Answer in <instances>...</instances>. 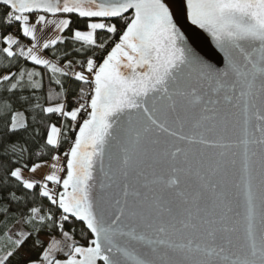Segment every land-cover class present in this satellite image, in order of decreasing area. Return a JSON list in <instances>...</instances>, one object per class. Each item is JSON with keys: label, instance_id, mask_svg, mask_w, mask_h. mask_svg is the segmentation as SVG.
<instances>
[{"label": "snow or ice", "instance_id": "snow-or-ice-1", "mask_svg": "<svg viewBox=\"0 0 264 264\" xmlns=\"http://www.w3.org/2000/svg\"><path fill=\"white\" fill-rule=\"evenodd\" d=\"M0 264H264V0H0Z\"/></svg>", "mask_w": 264, "mask_h": 264}, {"label": "trees", "instance_id": "trees-1", "mask_svg": "<svg viewBox=\"0 0 264 264\" xmlns=\"http://www.w3.org/2000/svg\"><path fill=\"white\" fill-rule=\"evenodd\" d=\"M73 138H74V134H73ZM69 146H70L69 144H65V145H64V148H62V150H61V151H64V150H66V149H67Z\"/></svg>", "mask_w": 264, "mask_h": 264}, {"label": "rangeland", "instance_id": "rangeland-1", "mask_svg": "<svg viewBox=\"0 0 264 264\" xmlns=\"http://www.w3.org/2000/svg\"><path fill=\"white\" fill-rule=\"evenodd\" d=\"M47 170H48V169L45 168V169H43L42 171H45V172H46Z\"/></svg>", "mask_w": 264, "mask_h": 264}]
</instances>
